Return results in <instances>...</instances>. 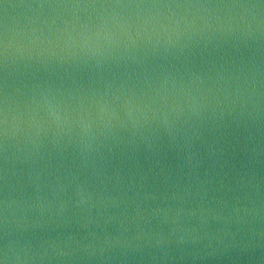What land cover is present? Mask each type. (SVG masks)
Returning a JSON list of instances; mask_svg holds the SVG:
<instances>
[{
	"label": "water",
	"instance_id": "water-1",
	"mask_svg": "<svg viewBox=\"0 0 264 264\" xmlns=\"http://www.w3.org/2000/svg\"><path fill=\"white\" fill-rule=\"evenodd\" d=\"M0 264H264V0H0Z\"/></svg>",
	"mask_w": 264,
	"mask_h": 264
}]
</instances>
